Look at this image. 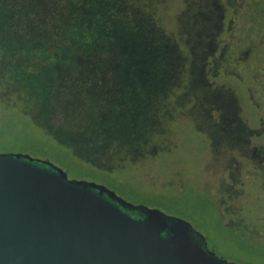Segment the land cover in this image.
Here are the masks:
<instances>
[{"label":"rangeland","instance_id":"374dc122","mask_svg":"<svg viewBox=\"0 0 264 264\" xmlns=\"http://www.w3.org/2000/svg\"><path fill=\"white\" fill-rule=\"evenodd\" d=\"M191 1L158 0L156 3L158 21L156 18L155 21L159 31L175 47L177 60H182L181 72L184 71L182 64L185 62L187 67L192 62V65L198 66V63L195 64V56H190L189 51L196 53L201 50L207 55L208 49L213 48L207 38H204V42H198L188 36L190 19L188 15L187 18L181 15L186 11L188 3L190 17L195 16L197 9ZM215 1L209 0L213 4L210 13L214 15ZM263 11L264 2L255 12L262 15ZM248 16L250 14L244 9L243 18L247 20ZM211 30L214 34L219 33L216 26ZM256 42L235 38V41L230 42V47L227 42L224 48V54L232 56L235 53L232 60H238L236 64L240 74L236 75L241 80L255 79L259 67L264 66V60L262 64L256 61L260 58L256 50L261 47ZM121 48L124 54L118 57L125 62V69L118 72V67L112 68L106 62L102 71L104 81L102 77H95L93 81L100 89L105 86L104 94L115 103L113 119L105 125L114 130L108 134L118 137L112 149H117L115 152L120 150L121 153L112 155L109 161L103 157L100 160L101 164L113 171L98 170L84 160H78L73 151L36 127L33 105L25 102L24 95H20L19 99L14 97L15 101L0 102V155L25 156L49 163L63 171L70 182H87L104 187L132 206H142L185 222L206 240L208 250L214 257L228 264H264V257H260L264 256V245L251 240L246 234L250 223L258 222L264 226V185L259 183L248 187L247 192L257 197V203L246 211L247 223L243 221L237 225L238 216L230 215L234 212L230 209L232 195L240 190V179L246 175L262 180L264 171L244 156L241 137L245 133H234L223 113L228 97L224 95L221 98L218 95L220 98L215 99L217 93L200 87L189 72V67L184 68L182 76L177 69L172 82L175 81L179 87L175 88L177 85L174 84L173 91L161 106L158 105L155 111L151 109L154 113L158 112L157 116L152 113L141 118L143 108H146L143 106V98L150 99L153 86L159 87L164 81L168 83V75L158 71H136L134 68L139 63L138 59L131 57L125 46ZM239 54H246V57ZM143 60L147 61L148 58ZM245 70L246 73L243 72ZM250 70L255 71V74H250ZM232 83L235 82L230 79L222 84L234 88L242 106L241 117L254 115L245 94L250 84ZM8 103L12 105L11 109L6 108ZM250 125L256 128L253 118ZM92 134L97 137L103 135ZM144 148L149 153L141 159L136 154ZM125 152L129 154L125 155ZM235 164L240 166L239 173L234 171ZM234 180L237 182L233 183ZM248 251L254 252L253 255Z\"/></svg>","mask_w":264,"mask_h":264},{"label":"trees","instance_id":"16d2710c","mask_svg":"<svg viewBox=\"0 0 264 264\" xmlns=\"http://www.w3.org/2000/svg\"><path fill=\"white\" fill-rule=\"evenodd\" d=\"M157 1L0 0V90L24 95L43 127L77 158L88 155V144H111L114 135L108 133L114 130L105 124L113 119L115 103L105 86L93 82L104 81L105 63L122 72L125 62L118 56L125 46L139 61L136 71L167 74L168 83L175 73V47L155 21ZM168 83L153 86L150 99L143 98L141 118L154 114ZM67 132L76 134H58ZM95 150L93 158L100 155Z\"/></svg>","mask_w":264,"mask_h":264},{"label":"water","instance_id":"95a60500","mask_svg":"<svg viewBox=\"0 0 264 264\" xmlns=\"http://www.w3.org/2000/svg\"><path fill=\"white\" fill-rule=\"evenodd\" d=\"M0 264L228 263L185 222L49 163L0 155Z\"/></svg>","mask_w":264,"mask_h":264},{"label":"flooded vegetation","instance_id":"af4514ba","mask_svg":"<svg viewBox=\"0 0 264 264\" xmlns=\"http://www.w3.org/2000/svg\"><path fill=\"white\" fill-rule=\"evenodd\" d=\"M195 8L197 9L196 14L193 18L190 17L191 11L188 8V3L187 9L184 13H182L181 16H184L190 19V33H189V38L192 40H199L204 42V38L208 39V42L212 43L213 48L208 49L209 53L205 55V53L200 52L201 50H197L196 53H193L191 51L188 52L189 55L195 56L194 59L195 64L198 63V66L196 65H189V72L193 74V77L196 79L197 84L200 87H203L205 90L211 92V93H217L215 94L216 98L219 99L221 96L224 97L226 95L229 99L228 103L226 104L225 109L223 110V113L225 117L227 118L231 128L233 129L234 133H245L241 137L242 145H244L245 152L243 153L244 156L248 160H252V162L259 167L258 169L264 171V102L262 99H264V66L261 65L258 69V75L255 77V79L252 80H245V79H240L238 75L240 74L237 70L238 65L236 64L238 60L235 62L232 60L233 56L235 53L232 54V56H229L227 54H224L227 46V42H229V47H230V42L232 43L235 41V38H242L245 42L254 40L258 41L256 42L257 46L259 49H257V54L260 55V58H257L256 61L259 64L263 63L264 60V11L263 14L260 15L255 12L256 9L260 6L261 3L264 2V0H216L215 5L216 9L215 12L216 14H211L210 11L212 10L211 6L213 4L209 3V0H193L191 1ZM244 9L246 12L250 14L249 19H244L243 18V11ZM254 16V17H252ZM213 23V24H211ZM216 26V28L219 29V33L214 34V32L211 30ZM226 38V42L224 39ZM199 43H197L198 46ZM246 45H244L245 47ZM232 47V46H231ZM240 47V46H239ZM248 47V46H247ZM186 49V48H184ZM176 52V50H175ZM218 55H216V53ZM260 53V54H259ZM204 55V56H200ZM244 57H246V54H242ZM239 54V56H242ZM179 56H181L179 54ZM183 56V54H182ZM202 59V60H201ZM245 59V58H244ZM242 59V61L244 60ZM187 61V59H186ZM200 62H202L201 65ZM182 60L179 61L177 60V66L175 70H179L180 74L183 75L185 69H187L186 62L185 64H182L183 70L181 72V64ZM189 63V64H190ZM218 63V64H217ZM237 66V67H236ZM185 68V69H184ZM247 70L243 71L246 73ZM255 71L250 70L249 73L253 74ZM248 73V72H247ZM248 73V74H249ZM255 74V73H254ZM175 75V73H174ZM181 75V76H182ZM243 75L241 74V77ZM225 78V80H219V78ZM232 79L235 83H240V84H245L249 83L250 88L245 89V94L246 98L248 101V104L250 107L254 110V115H249V117H244L242 118V106L235 95L234 88L226 86L222 83L224 82H229L230 79ZM175 78V76H174ZM243 78V77H242ZM224 81V82H223ZM235 83H232L234 85ZM170 84L169 88L165 92L166 96L165 98L160 102L159 107L161 106L162 102L166 98H168V95L173 91V85L175 84V81L172 83L169 82ZM175 88H178V84ZM0 102H11L13 99L15 101L14 97L19 96H14V95H9L7 89L0 90ZM219 92V93H218ZM219 95V96H218ZM23 98V97H22ZM26 99V98H25ZM24 100V99H23ZM25 101V100H24ZM180 102L182 101V97L179 100ZM25 102H28V99H26ZM12 105L9 106V103L7 104V109H11ZM156 109V108H155ZM33 111L35 114V126L42 129L44 132L49 133L54 140H56L55 133H51L49 130H47L43 125L40 123V120L37 116V112L33 107ZM155 111V110H154ZM158 112H155L154 115L157 116ZM252 118L256 122V128L251 127L250 121ZM62 134L65 137H68L69 139L72 136H75V134L70 133L69 135H66V133H58ZM118 134V133H115ZM114 135V134H113ZM117 136L114 135V141H112L111 144L106 145L102 148L101 144L98 145H93V144H88V148H86L88 155H84L82 157L77 158L78 160H84L85 162L89 163L91 166L97 168L98 170H104V171H113L114 169L112 168H107L104 164H101V158H107L108 161L111 160L112 155H116L118 153H121L120 150L115 152L117 149H112V144L115 143ZM143 138V137H141ZM56 142H58L56 140ZM59 143V142H58ZM63 147H66L73 151L70 147H67L66 145L59 143ZM92 145V146H90ZM100 151V155L97 157L93 158V155H91V152H97ZM74 152V151H73ZM123 152V151H122ZM113 153V154H112ZM149 152L144 148L143 151H138L136 156L140 157L141 159L144 158L145 154H148ZM129 154L128 152H125V155ZM111 155V156H110ZM119 168V167H117ZM240 166L235 164L234 166V171L239 173ZM258 179L256 177H248L244 175L240 179L241 184H240V190L238 192H233L232 195V204L230 209H232L230 215L235 217L238 216V220L236 221L239 224H242L244 222H248V213H246L247 210L252 209V207L257 203V197L256 196H250L248 191V187H253L254 185H257L261 183L264 185V179L262 178ZM234 182H237V180H234ZM252 189V188H251ZM235 191V189L233 188ZM240 212L238 213V211ZM246 214V215H245ZM133 219L138 220L135 215H130ZM243 217L246 219V221L243 219ZM139 221V220H138ZM141 224L145 226V224L141 221H139ZM255 222V221H254ZM234 225V224H233ZM194 230V229H193ZM247 236L250 237L251 240L264 245V226H260L258 222H255L254 224H249V227L246 231ZM205 241L207 251L211 253L208 250V246L206 243V240L203 238ZM195 242L199 243L200 241L195 238ZM249 254L253 255L254 252L248 251ZM261 255V254H260ZM264 257V256H260Z\"/></svg>","mask_w":264,"mask_h":264}]
</instances>
